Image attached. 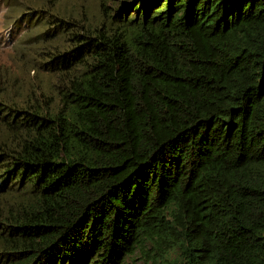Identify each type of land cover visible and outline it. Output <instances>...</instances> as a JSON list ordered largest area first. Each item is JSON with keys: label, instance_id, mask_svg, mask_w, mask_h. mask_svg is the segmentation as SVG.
Returning <instances> with one entry per match:
<instances>
[{"label": "trees", "instance_id": "1", "mask_svg": "<svg viewBox=\"0 0 264 264\" xmlns=\"http://www.w3.org/2000/svg\"><path fill=\"white\" fill-rule=\"evenodd\" d=\"M58 1L46 85L0 76V264H264V0Z\"/></svg>", "mask_w": 264, "mask_h": 264}, {"label": "rangeland", "instance_id": "2", "mask_svg": "<svg viewBox=\"0 0 264 264\" xmlns=\"http://www.w3.org/2000/svg\"><path fill=\"white\" fill-rule=\"evenodd\" d=\"M38 0H0V76L5 73L7 78L8 72H21L33 81V83L43 82L46 85V77L41 74L28 72L23 60L35 55V51L27 44L26 38L38 33L41 26L31 27L23 25L24 19H16L21 12L25 11L27 3L34 5ZM135 0H59L57 4L60 12L70 15H78L81 12L91 20L99 14V4L104 2L110 9H116L121 4L129 5ZM33 19H31L32 21ZM27 44L25 48L26 54H15V49H20ZM38 44V42H37ZM16 47V48H15ZM30 57H29V56ZM14 60H17L14 62ZM33 74V75H32ZM21 76V75H19ZM155 256L154 250L150 246H146L141 250H136L132 256L124 260V264H162V258ZM169 259V256L166 257ZM156 259V260H154ZM165 264V262H163Z\"/></svg>", "mask_w": 264, "mask_h": 264}, {"label": "water", "instance_id": "3", "mask_svg": "<svg viewBox=\"0 0 264 264\" xmlns=\"http://www.w3.org/2000/svg\"><path fill=\"white\" fill-rule=\"evenodd\" d=\"M135 4V3H134Z\"/></svg>", "mask_w": 264, "mask_h": 264}]
</instances>
